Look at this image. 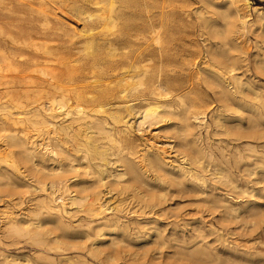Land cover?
Segmentation results:
<instances>
[{"label": "bare ground", "instance_id": "6f19581e", "mask_svg": "<svg viewBox=\"0 0 264 264\" xmlns=\"http://www.w3.org/2000/svg\"><path fill=\"white\" fill-rule=\"evenodd\" d=\"M100 1L108 6L100 4ZM116 1L94 2L96 13L88 14L86 17L90 25L79 29L80 34L87 33L82 48L85 52L88 53L94 44L95 37L90 26L101 24L104 28H109L115 23L117 16L126 13L122 9L114 13L113 5ZM201 1L205 6L217 7L212 0ZM26 2L27 8L31 9L33 6L31 0ZM163 2L164 0L158 5L159 12L149 18L150 26L141 31V48H136L133 54H125L124 60L115 58L120 54L115 52L116 41L104 33L100 36L104 45L103 50L109 53V63L114 62L109 65L111 74L116 76V83L115 79L111 80L109 83L113 81L112 86H108V89L100 93L112 105L108 110H103L100 103L96 107L88 108L86 95L89 94V90L84 89V86L78 90L71 88L65 90L62 87V80L69 81L76 76L73 68L66 66L67 61H70L67 59L62 60V63H65L63 67H52L48 68L49 70L42 68L39 71L42 75L39 82L49 94L48 100L28 106L24 113L25 119L13 117L11 113L0 116V161L4 162H0V189L11 190L17 195L13 202L16 206L24 203L26 198L24 209L1 211L3 214L1 213L0 223L3 227H0L6 228L10 235L27 234L32 243L45 251L60 252L66 249L67 245L65 240H61L60 235L66 237L77 234L78 237L83 236L91 242L87 251L95 256L101 250L97 249L98 242L94 241L96 239H101L100 245H114L117 242L126 244L123 237L128 233L129 227L119 218H108L104 215L107 209H117L121 205L118 199L114 206L108 204L111 197L113 198V193L129 191L139 202L156 203L167 193L166 185L171 184L182 188H176L175 192L202 195L200 199L206 201L205 204L209 205L211 202L214 208H218L223 229L232 223L234 230L243 231L247 226L252 231L264 222V209L256 202L259 196L257 191H264V93L248 77L245 79L242 77L241 70L245 67L247 69L248 65L246 63L245 67L241 65L245 58L242 57L243 49L242 51L239 49L235 35L245 33L244 29L251 24L246 19L247 14L242 10V6L247 7L248 3L246 0H226L225 7H220L221 4L215 10L221 24H211L206 21L207 17L201 21L203 29L201 34L205 35L202 41L203 39L206 41L203 45L205 50H202L200 57L192 63L193 68H189L173 67L176 63L185 62L181 59L183 50L174 41L175 26L173 28L175 31L169 25L166 26L173 19V9L164 11ZM42 3L39 2L38 10L46 17L48 13ZM220 8L225 9L218 10ZM210 18L211 21L214 20ZM257 19L261 20V17ZM260 32L259 30L255 34L257 38L264 37L259 34ZM72 37H75V34ZM39 46L44 53L53 50L50 46ZM258 55L256 53L253 62L257 72L264 73V62L257 58ZM3 58L7 57L0 53V59ZM96 58V53L89 57V66H95ZM85 76L86 73L79 74L75 79L81 80ZM190 77L209 89L217 101L218 111L212 116L213 126L218 128V131H212L213 135H220V138L217 137L218 140H215L217 145L213 147V149L217 147L216 151L212 149V142L207 141L206 145L200 142L203 138H199V128L205 123L204 115L192 111L183 98V86L180 82ZM115 84L118 86H114ZM9 91V88H2L0 97L6 98ZM117 94L121 106L114 105ZM131 95L133 97L128 98ZM133 100H140L141 105L134 108ZM102 111L106 115L99 114ZM24 120L34 127H46V136L38 138L39 134L35 136L31 128L16 130L11 127ZM160 122V131L168 133V138L173 139L175 153L171 155L172 150L166 148L165 145H169L170 149L174 146L169 144V141L160 142L154 139H146L140 148L132 151L130 133L135 129L142 131L144 124L152 126ZM101 138L106 139L107 144L99 142ZM112 155L113 158L109 159L108 157ZM99 156H104L102 162H93V165L91 160ZM80 161L85 163L83 171L78 169L79 166L82 167L77 164ZM109 162L115 163L116 166L107 169L106 172L98 167L106 163L109 165ZM48 163H51V166ZM73 177L80 179L70 181ZM213 179L217 181L215 184L218 193L209 194L212 197L207 199L210 197L206 189L210 184L207 183H213ZM153 180H157L159 182L156 181L157 185L161 184V188L153 186ZM186 183L189 186H186ZM107 193L112 195L106 197L109 198L106 201L103 196ZM158 204L160 203L153 204L152 207ZM73 206L83 207L85 213L90 216L85 229L80 230L79 227L80 231L77 229L72 231L75 226L65 221L63 217ZM109 230L118 232L119 236L108 234L109 238L106 239L105 231ZM51 233L53 235L49 236ZM83 242L68 244L73 246V249L80 245L78 249H82ZM197 243L198 241L194 240L192 244L187 242L178 244L171 255L172 258L187 261L197 255H203L204 258L213 256L206 244L200 243L192 247ZM36 255L40 259H45L48 264H54L52 261L54 257L48 253L40 252ZM0 256L2 262L19 264L16 263L19 259L16 255L9 256L0 252ZM79 256L75 258L79 264H86L85 258L79 259ZM64 258L68 259L66 256ZM196 258L195 260H198ZM25 260L29 261L27 256ZM252 260L242 262L225 256L221 258L220 264H253ZM257 261V264H264V254H261Z\"/></svg>", "mask_w": 264, "mask_h": 264}, {"label": "rangeland", "instance_id": "374dc122", "mask_svg": "<svg viewBox=\"0 0 264 264\" xmlns=\"http://www.w3.org/2000/svg\"><path fill=\"white\" fill-rule=\"evenodd\" d=\"M95 1L97 0H31L33 6L29 9L27 8L28 2H26V0H0V53L7 57L0 59V90L4 87L10 89V93L6 98L0 97V116L11 113L13 117L25 119L24 113L28 106L43 103L48 100L49 94L46 93V89L39 82L40 77H42L39 71L42 68L63 67L65 63H62V60L67 61V59H70V61H67L68 63L66 66L68 68H73L76 76L74 78L72 77L69 81L62 80V87H64L65 90L69 88H71V90H78L83 88V86L84 89H88L89 94L86 95V104L88 103V108L92 106L96 107L99 103L103 106V110H108L112 107V105L107 102L106 98L100 95V93L108 89V86H112L111 84L113 81L111 83L109 82L116 78V76L111 74L112 72L109 68V65L114 62L109 63V53L103 50L104 45L100 40V36L104 33L108 38L116 41L115 52L120 54H117L115 58L124 60L125 54H133L136 48H141V31L145 27L150 26L151 19L149 18L153 14L159 12L160 7L158 8V5L161 4L162 0H117L113 5L114 13L120 9L124 10L126 13L117 16L115 23L110 25L109 28H104L101 24L90 26L95 38L92 48H90L87 53L82 50L84 47V38L87 36V33L80 34L79 29L90 25V21L86 20V17L88 14L94 15L96 13L94 10L96 6L94 4ZM212 1L216 3L213 4L217 5V7L221 4L222 6L220 7L226 6V0ZM246 1L248 6H242V10L247 14L246 19L248 22L250 21L251 24L249 23L250 25L247 26V29H244L243 32L245 33L241 35L235 34L237 36L236 41L237 43L239 42V49H241V51L243 49L244 51H242V57L245 59L242 61L241 65H248L247 69H245V66V68L241 66L244 69L240 68V70L242 69V77L244 79L248 77L252 83L264 93V73H260V71L257 72L258 70L253 62L256 53L259 54L257 58L264 62V57H262L264 56V37L259 36L260 38H257L255 35L259 30L261 31L259 34L264 35V32H262L264 29H261V27H264V0ZM39 2H43L42 5L45 10H47L48 14L46 17L38 10ZM163 3L164 11L173 9V19L171 22L167 23L166 26L168 27L169 25L173 31L176 30V33L174 32V41L179 48L183 50V52L181 51V53H183L181 59L185 62V64H181L182 62L176 63L173 67L183 66L193 68L192 63L195 59L197 60L200 57L202 50H205L203 45L206 41L204 39V42L202 41L205 35L201 34L203 31L201 21L206 20L207 17L208 20L206 21L209 23L221 24V19L217 11H215L217 7L214 5L213 6L216 8L211 7V5L205 6L202 4L203 2L201 0H164ZM100 4H104L106 7L108 6V4L102 1H100ZM224 9L225 8H220L218 10ZM202 16L204 19L201 20ZM210 17L214 18V20L212 19L211 21ZM259 17H261V20L257 19ZM258 22L259 24L262 23V26H259L260 28H258ZM74 34L75 37H72ZM209 40L212 41V39ZM58 44H60L59 47H57ZM39 45L50 46L53 50H51L50 53H44ZM73 52H75L74 55L72 54ZM93 53L97 55V62L94 67L89 66L88 63V59ZM133 59L134 57L132 60ZM90 64L92 65V63ZM83 73H86L85 77H82L81 80L75 79L79 74ZM118 79L119 78H117V81ZM180 83L183 86V98L187 104L190 105V109L204 115L205 123L199 128V138H203L200 139V142L204 145L207 144L205 143L207 141L212 142L213 149V147L217 145L215 140L220 138L219 134L213 135L212 132L213 130L214 132L218 131V128L213 126L214 122L212 120V116L218 111L216 99L209 89L205 88L204 85L198 84L195 78H185L182 79ZM114 86L118 85L115 84ZM132 97L131 95L128 98ZM115 99L116 103L114 105L121 106V104H119L120 98L118 94ZM132 103L134 104V108H138V106L141 105L140 100H133ZM99 114L106 115L104 111ZM125 119L126 118H123V120ZM30 126L31 125L26 120L11 125V127L16 128V130H18V128H31L30 130L35 136L39 134L38 138L46 136V127L35 126L37 127V129H35L34 126ZM159 126H161V122L160 124L158 123L152 126L144 124L142 126L143 128H141L143 129L142 131H136V129L134 132L132 131L129 135L133 143L132 151L140 148V145H142L146 139H154L160 142L169 141V144L174 145L173 148L170 149L169 145L165 146L169 151L172 150L171 155L174 154L175 151L173 150H176V147L173 139L171 137L168 138V133L160 131L159 128L161 127ZM40 133L44 136H41ZM212 139H214L215 142ZM99 142L107 144V140L104 138L99 139ZM216 149L217 147L213 150L216 151ZM103 157L104 156H99L92 159V164L94 165L96 162L101 163ZM108 158H113V155ZM0 162L4 163L3 161ZM109 163V165L106 163V165L98 167L104 169L106 172L107 169L110 170L113 166H116L115 163ZM77 164L82 165V167L79 166L78 169L79 171H83L82 168L85 165L84 161H80ZM48 165L51 166V163H48ZM149 174L151 175V171ZM78 179H80V177H73L70 181H77ZM214 180L215 179L212 181L213 183H207V185L210 184L206 187L208 195H215L218 193V187H216L217 184H215L217 181ZM156 181L157 180L152 181L153 186L161 188V184L157 185L158 181ZM166 186V197L164 196L163 199H160V201L156 203H143L141 201L140 203L129 191L120 194L113 193V195L107 193L109 196L106 194L103 196L106 201L109 199L106 197H110V195L113 196V198L111 197L108 201L111 207L118 202L117 199L120 200L119 203L121 205L118 206L119 208L107 209L104 215L108 218H119V220L129 227V231L126 234L127 236L125 235L123 237L126 244L125 242H117L114 245L109 244L110 246L104 244L100 245L101 239H96L94 241L95 243L98 242L96 243L98 245L97 249H101V252L98 250L99 252H97L95 256H92L94 254L88 253L87 251L91 244L88 239L83 236L78 237L77 234V237L74 235L66 237L60 235L61 240L63 239L65 240L64 242L67 243V245H65L66 249L60 252L52 250L45 251L40 248L39 245L32 243L30 240L31 238L29 239V235L26 234L28 237L24 234L23 236L10 235V232L8 233L6 228L3 229V224L0 223V226H2L0 227V252L9 256H18L19 259L16 263L19 262V264H48L45 259L37 257L36 254L40 252L48 253L50 256L54 257V260H52L54 264H79V261L76 260L78 255H80L79 259L85 258L86 264H195V261H197L196 264H220L221 258H225V256L242 262H249L254 259V261L252 260L253 264L258 263V258L261 257V254H264V222H262L261 225L259 224V226L252 231H250L247 226H245L243 231L234 230L232 223L228 224L227 227L223 229L219 219L218 208H214L211 202H209V205L211 204L210 206L208 203L205 204L206 201L200 199L202 195L196 196L188 192H182V194H180L175 191L182 188L172 184ZM186 186H189V184L186 183ZM214 187L215 189H213ZM101 189L103 191L105 190V188ZM5 190L6 189H3V192L0 189V216L6 209L14 211L24 209L26 198L24 199V203L16 206L13 202L16 200L15 198L17 195L11 190ZM257 194L259 196L256 202L259 203L260 208L264 209V191H257ZM168 195L169 197H167ZM209 196L210 197L207 196V199L212 197V195ZM165 198H167V200ZM157 203L161 205L158 204L152 207L153 204L155 205ZM144 204L145 206H143ZM7 206H9V208H5ZM83 209V207L73 206L69 208L67 214L64 213L63 217L65 221H69L75 226L72 231L76 229L79 230V227L80 230L85 229L86 222L90 219V216H88ZM109 231H105L107 236L104 235V237L106 236V239L109 238L108 234L119 236L118 232H116V234L113 230ZM198 233L200 236H197ZM52 235L53 233L49 234V236ZM81 239L82 241H80ZM83 240L85 242H83ZM194 240L198 241V243L194 244L192 247L200 243L206 244L210 248L213 256L204 258L203 255H197L196 257L198 260H195L196 257H192L195 261L188 259V262L186 260L181 259L182 261H180L176 258H172L171 255L178 244L182 242L192 244ZM71 242L73 244H81V242H83L84 244L81 246L82 249H78L80 245L73 249V246H70L72 245ZM26 256L29 261L25 260ZM64 256L68 257V259L64 258ZM2 261L3 259H1L0 256V264H9V262L5 263Z\"/></svg>", "mask_w": 264, "mask_h": 264}]
</instances>
